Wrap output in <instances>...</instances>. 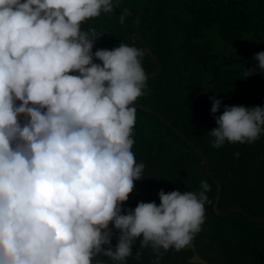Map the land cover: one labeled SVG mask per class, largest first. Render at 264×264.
I'll return each instance as SVG.
<instances>
[{
	"label": "clouds",
	"instance_id": "obj_1",
	"mask_svg": "<svg viewBox=\"0 0 264 264\" xmlns=\"http://www.w3.org/2000/svg\"><path fill=\"white\" fill-rule=\"evenodd\" d=\"M119 4L0 0V264H128L142 255L137 240L161 264L202 230L206 182L124 207L146 175L133 151L136 102L150 92L145 53L125 42L93 51L104 31L84 27ZM253 59L244 77L264 74V51ZM210 99L213 147L264 136V106L216 116L223 102Z\"/></svg>",
	"mask_w": 264,
	"mask_h": 264
},
{
	"label": "trees",
	"instance_id": "obj_2",
	"mask_svg": "<svg viewBox=\"0 0 264 264\" xmlns=\"http://www.w3.org/2000/svg\"><path fill=\"white\" fill-rule=\"evenodd\" d=\"M143 2L120 0L114 13L84 25L104 31L93 51L125 42L144 50L147 74L158 64L146 48L162 65L161 73L148 78L150 92L136 102L133 151L137 162L146 165V175L134 182L124 207L134 209L140 201L159 204L161 189L190 191L206 182L211 189L206 220L192 243L199 255L206 264H264V222L241 211L228 216L215 211L218 187L203 160L222 185L221 210L241 206L264 218V136L251 144L226 142L217 149L207 134L217 127L211 97L223 102L216 116L223 105L264 106V74L244 77V69L257 63L254 54L264 51V0H148L139 22L140 43L135 24ZM120 15L126 17L124 24ZM137 250L140 260L130 257L128 264H152L151 248L140 249L137 240L134 255ZM192 255L187 246L180 252L169 250L162 253L161 264H203L190 261Z\"/></svg>",
	"mask_w": 264,
	"mask_h": 264
},
{
	"label": "water",
	"instance_id": "obj_3",
	"mask_svg": "<svg viewBox=\"0 0 264 264\" xmlns=\"http://www.w3.org/2000/svg\"><path fill=\"white\" fill-rule=\"evenodd\" d=\"M148 0H144L142 6L140 7L139 9V12H138V16H137V19H136V24H135V29H136V35L140 41V43H144L143 40H142V37H141V32L139 30V22H140V17H141V14L147 4ZM147 51L150 53V55L153 57V59L157 62L158 64V69L155 71V72H152V73H149L147 74L148 78H151V77H154L156 75H158L159 73L162 72V65L160 63V61L158 60V58L155 56V54L149 49V48H146ZM141 108L147 110V111H151V112H154L158 115L161 116V114H159L157 111L151 109V108H148L146 106H143V105H139ZM164 120L167 122V124L169 126H171L174 130L178 131L166 118H164ZM179 134L184 137L186 139L185 136H183L180 132ZM189 142H191L190 140H188ZM203 160H204V163H205V169H206V172L207 174L215 181V183L218 185L219 187V192H218V196H217V199H216V202H215V210H217V205L220 201V195H221V192H222V186L220 184V182L211 174L210 172V164L208 162V160L206 158L203 157ZM236 211H241V212H244L250 220L254 221V222H264V218H260V217H253L251 216L249 213H247V211H245V209L241 206H237V207H234L233 209H231L230 211H227V212H221V211H218L217 212L221 215H231L233 212H236ZM188 248H192V249H195L194 245L193 244H190L187 246ZM190 261L192 262H198V263H206L207 261L205 259H203L199 253L195 250V252L193 253V255L191 256V258L189 259Z\"/></svg>",
	"mask_w": 264,
	"mask_h": 264
},
{
	"label": "rangeland",
	"instance_id": "obj_4",
	"mask_svg": "<svg viewBox=\"0 0 264 264\" xmlns=\"http://www.w3.org/2000/svg\"><path fill=\"white\" fill-rule=\"evenodd\" d=\"M228 216V215H227Z\"/></svg>",
	"mask_w": 264,
	"mask_h": 264
}]
</instances>
